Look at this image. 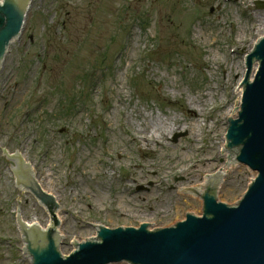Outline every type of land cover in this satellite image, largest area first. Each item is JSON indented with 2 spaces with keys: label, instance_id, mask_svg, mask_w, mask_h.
I'll list each match as a JSON object with an SVG mask.
<instances>
[{
  "label": "rangeland",
  "instance_id": "obj_1",
  "mask_svg": "<svg viewBox=\"0 0 264 264\" xmlns=\"http://www.w3.org/2000/svg\"><path fill=\"white\" fill-rule=\"evenodd\" d=\"M263 32L264 0H31L0 70V146L56 199L65 257L89 223L152 231L199 212L173 189L200 183L209 160L222 167L243 57ZM152 124L174 130L146 150L134 137ZM6 167L0 151V264H28L14 215L46 223ZM235 167L218 201L236 202L253 177Z\"/></svg>",
  "mask_w": 264,
  "mask_h": 264
},
{
  "label": "water",
  "instance_id": "obj_2",
  "mask_svg": "<svg viewBox=\"0 0 264 264\" xmlns=\"http://www.w3.org/2000/svg\"><path fill=\"white\" fill-rule=\"evenodd\" d=\"M29 3L0 0V65L22 33ZM0 151L2 159H11L13 169H6L13 188L32 195L46 223L21 226L14 215L19 256L28 264H264V32L243 57L239 100H230L222 152H216L222 154V169L202 173L198 184L173 189L199 199V214L182 212L183 222L152 231L150 224L89 223L91 238L73 239L65 257L57 248L62 237L56 199L42 191L18 153H7L4 146ZM229 165L253 171L236 202L215 197Z\"/></svg>",
  "mask_w": 264,
  "mask_h": 264
},
{
  "label": "bare ground",
  "instance_id": "obj_3",
  "mask_svg": "<svg viewBox=\"0 0 264 264\" xmlns=\"http://www.w3.org/2000/svg\"><path fill=\"white\" fill-rule=\"evenodd\" d=\"M29 1H30V3H29V7H28V12H29L30 9H31V0H29ZM28 12H27V13H28ZM247 33H248V32H247ZM261 38H262V36H261ZM243 39H244V37H243L242 39L239 38V41L241 42ZM17 41H18V39H16V40L12 43V45H14L15 42H17ZM1 68H2V64L0 65V70H1ZM239 92H240V88L237 90V94H238V95H239ZM238 100H239V99H238ZM193 117H194L195 119H198V118H199V115H198V114H195V115H193ZM149 126H150V127H149V129H148L147 131H143V130H142V131H139V136L134 137V140H135V141H139V142H142V143L144 144L146 150L148 149V147H149L151 144H154V143L160 144V140H161V138H162V136H163L164 133H169V132H171L172 130H174L173 127L168 126L167 124H152V125H149ZM197 126H199V125H197ZM222 146H223V142L221 143L220 148H222ZM142 148H143V147H141V150H142ZM19 158H20L21 163H22V164H26V165L28 166V168L30 169L31 173H32V169H31L30 165H28V164L24 161V159H23L22 157H19ZM207 165H208V166L203 170V173H204V172H209V171H214V170L222 169V167L219 168V167H216L214 164H212V163H211V160L208 161V164H207ZM140 167H141V166H140ZM140 167H139V166H136L137 169H138V168L140 169ZM234 167H235V165H229L228 170H227V173H226V174H220L219 181H220L221 178L227 176V175L230 174L231 172H233V171H239L238 169H236V167H235V168H234ZM141 168H142V167H141ZM232 169H233V171H232ZM148 171H149V170H148ZM148 171H147V172H148ZM156 173H157V171H156ZM32 174H33V173H32ZM157 174H158V173H157ZM157 178H158V177H157ZM158 179H160V177H159ZM187 183H188V185L198 184L197 182H194L193 180L190 181V182H187ZM40 187L42 188V191L45 192L44 188H43L41 185H40ZM45 193H46V192H45ZM195 213H196V214H199L198 211H196ZM18 219H19V223H20L21 226H25V225H36V226H40V225L37 224V223L21 221L22 216L18 217ZM40 227H41V226H40ZM57 248H58V247H57ZM58 250H59V253L62 254V252H60L61 250H60L59 248H58ZM62 255H63V254H62Z\"/></svg>",
  "mask_w": 264,
  "mask_h": 264
}]
</instances>
